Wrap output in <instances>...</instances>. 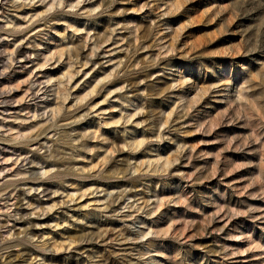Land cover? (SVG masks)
<instances>
[{"label": "rangeland", "instance_id": "1", "mask_svg": "<svg viewBox=\"0 0 264 264\" xmlns=\"http://www.w3.org/2000/svg\"><path fill=\"white\" fill-rule=\"evenodd\" d=\"M0 264H264V0H0Z\"/></svg>", "mask_w": 264, "mask_h": 264}]
</instances>
